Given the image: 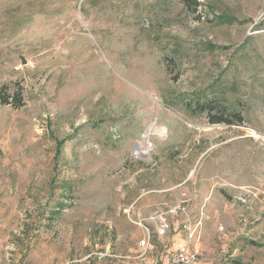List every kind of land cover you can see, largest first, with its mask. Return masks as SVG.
I'll return each instance as SVG.
<instances>
[{
  "label": "rangeland",
  "instance_id": "1",
  "mask_svg": "<svg viewBox=\"0 0 264 264\" xmlns=\"http://www.w3.org/2000/svg\"><path fill=\"white\" fill-rule=\"evenodd\" d=\"M0 93V264H264V0H0Z\"/></svg>",
  "mask_w": 264,
  "mask_h": 264
},
{
  "label": "trees",
  "instance_id": "2",
  "mask_svg": "<svg viewBox=\"0 0 264 264\" xmlns=\"http://www.w3.org/2000/svg\"><path fill=\"white\" fill-rule=\"evenodd\" d=\"M15 103L14 106L20 107L22 106V98L19 94H16ZM0 103L1 104H7V99L3 98L0 93ZM217 108V113L211 114V111ZM201 111H207L209 114H211L209 117V121L211 124H233L240 125L242 123V117L239 115V113L231 114V117H228V114L221 108L220 106L210 105V104H202L201 107H199ZM235 264H238L235 262Z\"/></svg>",
  "mask_w": 264,
  "mask_h": 264
},
{
  "label": "built area",
  "instance_id": "3",
  "mask_svg": "<svg viewBox=\"0 0 264 264\" xmlns=\"http://www.w3.org/2000/svg\"><path fill=\"white\" fill-rule=\"evenodd\" d=\"M183 208L177 209V211H182ZM161 232V230H160ZM169 264H195L196 263V255L184 249L178 250L172 254L167 255Z\"/></svg>",
  "mask_w": 264,
  "mask_h": 264
},
{
  "label": "bare ground",
  "instance_id": "4",
  "mask_svg": "<svg viewBox=\"0 0 264 264\" xmlns=\"http://www.w3.org/2000/svg\"><path fill=\"white\" fill-rule=\"evenodd\" d=\"M157 130L153 129V127L151 126L150 128H147V130L145 131L144 135H143V139L144 140H148L149 136L153 133H155ZM158 132V131H157ZM162 133V132H160ZM156 135V134H155ZM136 151H139V148L136 146L135 147ZM147 150L141 151V153H146ZM144 155V154H143Z\"/></svg>",
  "mask_w": 264,
  "mask_h": 264
},
{
  "label": "water",
  "instance_id": "5",
  "mask_svg": "<svg viewBox=\"0 0 264 264\" xmlns=\"http://www.w3.org/2000/svg\"><path fill=\"white\" fill-rule=\"evenodd\" d=\"M23 62V61H22Z\"/></svg>",
  "mask_w": 264,
  "mask_h": 264
}]
</instances>
